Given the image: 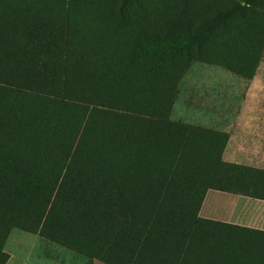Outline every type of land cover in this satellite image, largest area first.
Instances as JSON below:
<instances>
[{
	"label": "rangeland",
	"instance_id": "rangeland-1",
	"mask_svg": "<svg viewBox=\"0 0 264 264\" xmlns=\"http://www.w3.org/2000/svg\"><path fill=\"white\" fill-rule=\"evenodd\" d=\"M235 1L187 0V10L192 18L196 15L208 17ZM56 3L59 5L54 7L52 4L48 7L40 5L33 13L35 25L40 27L41 33L49 36L48 43H37L33 51L54 58L55 63L52 61L49 65L52 66L49 70L52 75L59 73L64 80L73 75L69 84L65 80V89L62 87L64 83L59 85V97H55L59 104H49L52 105L49 110L61 112V117L70 122L73 131L79 125L77 120L82 118V125L87 122L88 126L86 131L84 129L85 140L94 139V132L98 131L107 145L121 140L125 124L123 117L130 116L128 111L137 110L138 115H142L157 112L160 107L166 121L173 125L168 131L155 129L161 132L147 145V163L137 149L127 153L129 150L125 147L120 149L121 158L105 159L106 163L115 161L117 171L136 170L135 188L150 191L157 197L161 187L167 185L172 193L183 187L189 194L199 184V178L193 183L198 176L178 171L177 147L180 142L175 143L176 127L192 126L191 120L195 117L204 116L215 122L243 119V125L255 121L259 124L257 129L264 134V12L259 8L244 19L230 20L201 46L194 38L185 39L181 32L170 31L172 38L187 43L181 50L162 52L151 44V38L154 33L163 36L171 25H175L180 0H138V4L125 8L123 14L119 9L120 0H56ZM175 43V46L180 45V42ZM66 54H72L70 62L64 61ZM55 55L61 56L59 61ZM87 56L96 60L94 73L100 82L97 86L99 98L94 102L87 100L93 105L74 96L84 92V87L76 83L75 74L78 69L85 68L84 58ZM67 68L71 71H64ZM31 105L38 106L33 100ZM42 108L47 109L45 105ZM91 110L95 111L91 113ZM138 115L133 113L130 117L137 118ZM246 131L247 128L243 127V137ZM238 132L237 125L231 131L232 137L238 138ZM36 151L41 154L39 149ZM128 156L134 158L128 159ZM36 158L35 152L26 168L24 196L15 198L19 201L9 202V230L5 238H0L2 251L8 256L5 264H105L103 259L92 254L96 249L95 241L83 242L81 229L86 220L91 223L95 219L99 222L100 217L105 223L119 220L104 205L105 202H100L103 201L99 198L100 192L94 191L100 178L94 175L75 189L78 190L72 193L75 202H55L58 189L54 187V190L42 193L33 182ZM143 167L147 175L143 174ZM46 172L53 173L52 169ZM58 175L53 173L52 177ZM167 177H171V181H166ZM119 184L127 182L123 180ZM84 198L99 204L84 203ZM141 201L129 202L128 210L134 221L152 207V202ZM162 201L166 203L160 207L159 216H167L166 220L171 221L178 219L179 225H188L190 229L198 197L192 201L175 195ZM122 211L120 208L117 214ZM199 227L205 231L210 228L202 223ZM73 232L78 233L86 247L89 246V255L78 251L83 245ZM215 233L210 236L197 230L194 236L195 243H202L205 251L210 246L212 253L216 254L215 261L210 259L209 264H264L263 233H243V230L234 229L216 230ZM121 236L125 237L124 234ZM111 237L119 239L115 235ZM149 247L157 250L162 245L155 242ZM194 263L203 264V260Z\"/></svg>",
	"mask_w": 264,
	"mask_h": 264
},
{
	"label": "trees",
	"instance_id": "trees-1",
	"mask_svg": "<svg viewBox=\"0 0 264 264\" xmlns=\"http://www.w3.org/2000/svg\"><path fill=\"white\" fill-rule=\"evenodd\" d=\"M51 4L53 7L59 5L56 0H0V233H5L0 234V238L3 239L8 234L9 202L19 201L24 196L26 168L30 156L35 152L37 158L34 162L36 170H34L33 182L35 186L41 188L42 193L58 189V199L55 202H75L72 195L78 191L75 189L81 187L83 182H87L94 175L95 178H100L96 183L98 187L94 191L100 192L99 198L103 199L100 202H105L104 205L108 206L110 212L116 214L119 220L115 219L113 223H105L103 217H100L99 222L97 219L93 223L86 220L81 229L83 242L86 244V241H95L93 244L96 249L92 254L103 259L105 264H195L194 262L202 260L203 264H209L210 259H216L214 258L216 254L212 253L210 246L205 251L202 243L194 242L197 230L207 232L209 235L216 234V230L228 229L243 230V233H261L198 216L208 189L234 194H254L255 190L246 189V184L257 181L259 176L264 178V172L222 160L223 148L227 141L225 134L195 126L178 125L177 131L175 130L177 138L175 143L180 142L177 147V163H180L177 166L178 171L182 174H192L193 177L198 176L193 179V183L199 178V184L189 194L183 187L179 191L173 189L174 193H172L167 185L165 188L161 187L156 197L152 196L150 191L134 187L136 170L129 168L122 172L117 171L115 161L106 163L105 159L121 158L120 149L125 147L129 150L127 153L137 149L142 154L144 163H147L149 157L146 153L149 147L147 145L151 143V138L156 139L161 132L155 129L168 131L173 127L166 121V115L161 112L160 107L157 112L142 113V115H138L137 110L128 111L130 116L136 113L139 117H123L125 124L121 130L123 133L121 140L109 145L105 144L107 141L98 131L94 132L96 136L94 139L85 140L87 136L84 134V129L86 131L88 126L87 122L82 125V118L77 120L79 125L73 131L70 122H67L65 117H61V112L58 114L49 110L54 103H56L54 106L59 104L55 99L59 97L58 93L61 89L58 88L59 85L64 83L62 87L65 89V84L67 82L69 84L73 76L71 74L72 76L65 78L66 82L61 74L52 75L49 71L52 66L49 65H52V61L55 63L54 58L33 51L37 43L49 41V36L41 33L40 27L33 21L34 10L40 5L48 7ZM130 4H138V0H120V13L123 14V10ZM187 5V0H180L175 25L167 29L168 33L163 36L154 33L151 44L155 48L163 52L168 49L181 50L183 45L185 46L187 41L172 38L170 31L181 32L185 39L194 38L197 40V45L201 46L218 28H224L230 20L244 19L258 8L264 12V2L260 0H237L228 8L218 10L211 16L196 15L192 18L188 13ZM175 42H180L181 48L180 45L175 46ZM71 56L72 54H66L64 61L70 62ZM55 57L58 61L61 58L56 55ZM95 62L96 60L89 56L84 58L86 69H78V73L75 74L78 81L76 83L84 87V92L73 94L77 99L92 105V102L99 98L97 86L100 82L97 81L98 77L94 73ZM47 66L49 69L43 71ZM70 68L64 71L70 72ZM32 100L36 102L37 107L36 105L32 107ZM42 105L48 110L43 109ZM93 111L95 110H91V113ZM123 139L126 141L122 142ZM37 149L41 154L36 151ZM50 169L59 175L53 178V173L46 172ZM59 172H62V176ZM143 174L147 175L145 167ZM167 179L171 181V177H167L166 181ZM27 180L31 184V180ZM123 180L127 184L120 185L119 182ZM175 195L178 198L182 197L183 200L192 199V201L198 197V205L190 229L188 225L182 223L179 225L178 219L171 221L166 220L167 216L164 218L159 216L160 207L166 203L162 200H169ZM17 197L19 199H15ZM136 199H141V202H152V207H148V212L142 218L134 221L128 207L129 202H135ZM155 200L156 202H153ZM84 203L99 204L85 198ZM120 208L123 211L117 214ZM136 209L138 211V207ZM201 223L210 227L207 228L208 231L199 227ZM73 234L78 237L77 232ZM112 235L119 239L112 238ZM82 240L80 239L79 243L83 246H79L78 251L83 255H89L87 254L89 246L86 247ZM155 242L161 243L162 248L156 250L149 247ZM217 245L222 244L217 243ZM7 260L8 256L2 251L0 244V264H5Z\"/></svg>",
	"mask_w": 264,
	"mask_h": 264
},
{
	"label": "crops",
	"instance_id": "crops-1",
	"mask_svg": "<svg viewBox=\"0 0 264 264\" xmlns=\"http://www.w3.org/2000/svg\"><path fill=\"white\" fill-rule=\"evenodd\" d=\"M255 123V121H247L243 125V119L235 121L217 120L215 122L204 116L195 117L191 120L192 126L230 135L227 137L222 152L224 162L263 172L264 134L262 130L257 129L259 124ZM237 125L239 137L233 138L231 131ZM243 127L247 128L244 137ZM259 177L257 181L249 182L245 187L255 190L256 193L254 194H234L217 189H208L203 198L199 216L203 219L264 233V178Z\"/></svg>",
	"mask_w": 264,
	"mask_h": 264
},
{
	"label": "bare ground",
	"instance_id": "bare-ground-1",
	"mask_svg": "<svg viewBox=\"0 0 264 264\" xmlns=\"http://www.w3.org/2000/svg\"><path fill=\"white\" fill-rule=\"evenodd\" d=\"M230 253V252H229ZM227 255V254H226ZM244 255V254H243ZM215 261V260H214ZM229 262V261H228ZM238 262V261H237Z\"/></svg>",
	"mask_w": 264,
	"mask_h": 264
}]
</instances>
